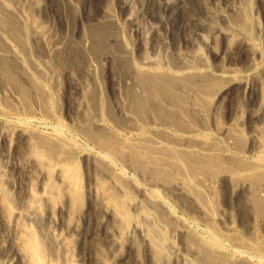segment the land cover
Masks as SVG:
<instances>
[{"label":"bare ground","instance_id":"bare-ground-1","mask_svg":"<svg viewBox=\"0 0 264 264\" xmlns=\"http://www.w3.org/2000/svg\"><path fill=\"white\" fill-rule=\"evenodd\" d=\"M105 1L103 14L97 22L95 21L98 24L85 28L84 23L81 30L76 26V22L83 20L82 12L71 0L58 1L65 6L64 8L69 6L73 9L75 20L71 34L80 37L81 40L85 38L80 44L70 39H66L67 42L62 40L55 43L52 32L44 29L46 26L43 27L39 19H36L35 11L46 12L47 8L44 7L42 10L43 6L35 0H26L28 15L24 13L20 15L22 11L13 9L14 4L12 6L8 0H0V115H13L23 119H31L38 114L51 117L58 105L56 103L59 99V79L61 74L67 71L64 69L65 66L71 65L67 68L69 73L78 70V62L73 63L79 58L75 51L87 52L90 48L105 50L116 43L113 28L116 30L119 27L115 13L109 9L115 0ZM150 1L157 5L156 9L161 19L166 17L175 27L182 26L185 30L193 31L194 41L204 36L203 33L208 28L217 27L215 34L220 36H230L234 31L228 29L232 33L226 32L221 26H216L221 14L218 15L216 9L210 10L205 0H201L203 7L199 6L200 12H205L203 20L198 18L201 17L198 12H196L198 17L191 15L187 18V6L181 0ZM237 1L239 3L238 9L236 8L237 14L234 11L236 15L234 14L232 21L231 17L229 18L231 25L232 23L235 25V31L242 36L241 46H244L240 52L247 54L249 70H253L251 73L254 77L256 74L259 75L260 69L263 70L262 73L264 72V63L257 61L259 57L264 56V49H259L251 27V19L254 20L251 18L254 0ZM119 2L122 7L132 9L137 0ZM151 6L153 7V4ZM150 12L154 14L153 10H149L148 14ZM64 16H59V19L63 21L62 17L64 19L67 17ZM181 16L187 18L182 22L184 25L179 23ZM218 27H221V30ZM231 39L236 42L233 37ZM208 45L210 46L209 42ZM236 45L235 43L231 48ZM236 49L234 47V50ZM188 57L174 59L168 56L164 60L162 58L151 60L147 57L139 64H131L128 71L126 70V75L113 85L112 94L109 91L110 84L102 83L99 81L100 78H94L89 70L94 81L88 84L87 88L78 89L81 91L76 98L77 107L75 112L72 110L71 113V115L74 113L75 124L69 128L71 132H75V139L83 138L92 145L91 148L98 152L96 155L80 152L77 141L66 138L59 130L49 136H41V133L38 135L37 132L30 131L27 125L21 124L14 127L9 125L8 130L13 131L19 141L32 143V153L34 152L41 162L43 159L47 160L46 165L55 169L66 189H71L73 185L78 189V182L81 185L80 178L79 181L75 171L72 173V169L78 167V162L83 163L89 186L88 209L85 218L83 217L86 226L92 224L90 223L92 213L98 212L102 218L101 222L108 227L110 221L119 219L118 217L116 220V216L120 212L117 213V209L114 208L121 205L120 210L127 211L125 206L130 201L129 194H132V197L134 195L126 209L129 206L136 219L126 231L131 239L136 238L141 244L139 246L142 247L140 251L142 258L134 255L141 259L139 264H264V131L257 127L264 120L262 73L261 79L255 77L258 81L255 87H252L248 85V80L245 82L240 79L242 77L225 75L227 73L224 71V74L222 70L214 72L209 66L197 64ZM62 64L66 65L61 70ZM74 64L77 65L76 70ZM240 93L245 98L248 97L250 104L259 110L255 109L246 121H242L247 122L251 128L252 134L248 135L239 125V121L243 120L244 110L233 112L234 115L227 113L222 115L219 112L224 98L230 96L232 98ZM225 119H229L228 122ZM45 170L47 171L45 177L42 175L43 185H52L53 171L49 174L50 171L47 168ZM1 175L0 189L3 190L5 181ZM76 190H71V195H76ZM61 194L64 195L62 192ZM6 196L12 204L14 201L7 192ZM32 201L34 203L35 199ZM33 203L21 204L23 208H20L22 212H19V215L21 213L20 216L26 220L35 219L36 223L39 208L33 210ZM237 203L243 207L236 208ZM221 204L226 205V208L223 207L225 210L220 208ZM176 208L187 214L192 223L187 218L179 217ZM128 214L124 212L123 216L127 225L130 222ZM120 215L121 213L118 216ZM124 220L121 222L126 225ZM36 225H39L41 236L42 227L40 223ZM118 227L122 230L121 225ZM199 227L201 231L198 230ZM114 228L110 229L109 233L112 250L116 245H122L123 248L126 242L120 239V229L118 236ZM88 230L82 225L72 227V232L78 235L81 245L92 241L97 235ZM31 233L29 235L31 246L35 250L30 249L36 252L33 255L36 254L35 256L41 260L44 249L48 247L44 248L46 244L44 238L37 239ZM120 240L122 244L119 243ZM166 251L170 252L168 263ZM128 254L130 255V251ZM36 257H31L32 263L34 261L32 258ZM121 257L122 255L119 256ZM135 259L134 262H137ZM35 261L34 264L40 263L38 260L39 263ZM126 262H129V259ZM124 263L125 259L121 264Z\"/></svg>","mask_w":264,"mask_h":264},{"label":"rangeland","instance_id":"rangeland-1","mask_svg":"<svg viewBox=\"0 0 264 264\" xmlns=\"http://www.w3.org/2000/svg\"><path fill=\"white\" fill-rule=\"evenodd\" d=\"M8 1L10 2V4H12V6L14 4V8L12 7L13 9H15L16 11L19 10L20 12L22 11V13H19L20 15H22L23 13L28 15L29 13L27 10L28 3L26 2V0H8ZM35 1L38 2L39 5L43 6L42 10L45 9L44 7H46L47 9L49 8L48 11L49 13L47 12L46 9V12L45 10L35 11L36 12L35 14H36V19H39L38 21L43 25V27L46 26V28L44 29L52 32L51 34H53L54 37L53 40L55 39L54 41L55 43L56 41L60 42L62 40L67 42L68 39H70L71 41L72 40L76 41L77 43H80V41L81 42L84 41L85 38L81 40L80 37L78 36L75 37L71 34V31L74 29V20H75V17L73 16L74 11L73 9H71V7L67 6V8H64L65 6H63L61 2H58L60 0L57 1L35 0ZM71 1L73 2V4L77 6L78 10L82 12L81 15L84 21L82 20L80 22L79 21L76 22L77 23L76 26L78 27V29L81 30L84 23H85L84 27L86 26L85 28H87L90 25L95 26L98 24L96 23L97 19L100 17L101 14H103V10L106 6L105 0H71ZM138 1H140V3ZM170 1L177 2L178 0H170ZM181 1H183L185 6H187V11H188L187 13L188 15L186 16L187 18L191 17V15H195V16L197 15L198 17V14L200 13L201 17L199 16L198 18L203 20L202 17L204 16L205 12H203L204 14L201 13L202 12V11L200 12L201 7L199 6L203 7L204 4L202 3V1L204 0L202 1L200 0V2H198L197 0H193V1L181 0ZM188 1L191 2V4ZM194 1H196L197 3ZM204 2L207 3L208 7H210V10L216 9L215 11L219 12L218 15L221 14L218 18L219 21L218 20L216 21V26H221L223 28L222 30L226 32L232 33L228 29L230 30L233 29L235 31L234 29L235 25H233V23L231 25V21L234 18L235 12L237 14V9L239 7L238 1L235 2V0H205ZM256 2L255 0L252 2L253 11L251 15L253 17L251 18H253L254 20L251 19V25H252L251 27L253 34L255 33L254 35L256 37L257 45L259 49L263 50L264 49V1L262 2L258 1L257 3ZM152 4L153 7L151 6ZM154 4L155 3H152V1L150 0H137V2H135L134 5L135 7L134 8L132 7V9L122 7L119 0L118 1L115 0L110 4L111 8L109 7V9H111L110 10L111 12L115 13L113 14L116 17L117 24L119 27V29H116L117 31L115 30V28H113V36L116 43L113 44L111 48L108 46L109 48L105 50L99 49L98 51L95 49L91 50L90 48L89 50L90 52L88 50L87 52L85 50H80L78 51V53L77 51H75L77 56H79V58L76 59V61L73 63L76 64L78 62L79 64L77 63L78 66L75 64L73 65V67L75 66L74 70H76L78 67V70H76L75 72L73 71L74 74L73 72L72 73L67 72L68 71L67 68H70L71 65H68L69 66L68 67L65 66L66 65L65 64L64 66L66 68H64L63 64L61 65L60 69L62 70L64 68L67 71L63 70L64 72L63 74H61V77L59 79L60 81L58 87L59 99H58V103H56V105L57 104L58 105L53 110V113L54 111H56L55 114L52 113L50 118L48 115H47L48 117H46L45 114L42 115L38 114L36 117H33L31 119L30 118L23 119L21 117H17L13 115L11 116L7 114L0 115V173L3 176L1 174L0 175L2 176V179L5 181L4 183L5 186L3 190L0 189V264L1 263L2 264H34L35 259L40 261L39 263L36 260L39 264H121V262H123L124 259H125L124 264H139V261L141 259H137V258L139 256H140L139 258H142V252H140L142 251V247L139 246L141 245L140 242H138L136 238L131 239L129 234H127L128 226L130 227L132 224H134V221L136 219L132 211L129 209V206L126 209L127 205H129L128 202L132 201L134 195L132 197V194H129L130 201H128L126 203L127 205L125 206V210L127 211L120 210L121 205L116 206V208H114V210L117 209L116 212L117 213L120 212L121 213L120 216H122V217L118 216L120 213L118 215L116 214L117 215L116 220L119 217V219L123 221L125 219V217L123 218V216H125L124 212L129 213L128 218L130 219L129 220L130 222L127 221L129 225H127L125 220L124 222L126 225H124V223L118 219L121 223L118 220H117L118 224H116L117 221L115 220L112 222L110 221V224L107 227L104 223L101 222L102 218L100 214L98 212H95L92 213L93 215L91 214L92 218L90 220V223L92 224H90L89 227L86 226L84 218L89 203L88 202L89 186H88V175H86L87 173L84 170L83 163L78 162V167L76 169H72V173L75 171L76 173L75 176L77 177V179L80 178L81 185L79 184L78 182L79 179H78L77 180L78 186L75 185L78 187V189L75 188L74 185L71 189H66L63 186V182L61 183L62 178L59 175H57L55 169L51 166L54 169L53 171L51 167L48 168V165H46L47 160L41 159L42 160L41 162L39 160L40 158L38 159L37 156L34 154V152L32 153L31 150L32 143L30 142L31 143L30 144L29 142L26 141H21V140L19 141V138L13 133V131L8 130L9 125L10 127L18 126L20 124L25 126L27 125V128H29L30 131L34 133L37 132L36 134L38 135H40L41 133L42 134L41 136H46V135L49 136L51 134H54L56 130H59L62 131V133L66 136V138L75 139L76 136L74 135L75 132L74 131L71 132L69 128V126L72 127L75 124L74 113L72 115L71 113L72 110L73 112H75V108L77 107L75 106V104H77L75 102L78 94L80 95V91H81L78 89L87 88L88 84H92L91 82L94 81L93 76L89 74V70L90 73L94 75V78L96 79L100 78L99 81H101L102 83L108 82L110 84L111 88L109 87V91L110 94H112L111 90H113L114 87L113 85L116 84L117 80H119L120 78L122 79L126 75L127 73L126 70L128 69L129 65L139 64L142 61L146 60L147 57H149L151 60L153 59L159 60L161 58L162 60H164L168 56L169 58H174V59L179 57L185 58L189 56L188 58L190 60L194 61L197 64H205L209 66V68L214 72L218 73L219 70L220 71L222 70L221 72H223L224 74L225 72L227 73L225 75L231 77L235 76L237 78L242 77L240 79H243L245 82H247L248 80L247 82L248 85L252 87L253 86L255 87L256 82L262 77H263L262 80H264V72L262 73L263 70L260 68L259 69L261 70V72L260 73L256 72L259 73V75L256 74V76L254 75V77H252L253 73L251 72L253 70L252 71L249 70L250 65L248 63V56L245 52H240L242 50L241 48H243L244 45L241 46L242 44L240 37L242 36L241 34H238L239 32L238 33L236 32L237 30L235 32L232 30L233 31L232 35L230 36L227 35L229 39L233 37L236 42H234L233 39H231L233 41L229 40L227 36H220L218 34H215V30L217 29V27H214L213 29L210 28L211 30L208 28L210 32L212 31L211 33H209L208 30L206 32L204 31L203 33L204 36L198 37L196 38L197 40L199 38L201 39H199L198 41H196L195 39L194 41L193 31L185 30L182 26L175 27L173 22L169 21L168 18L166 17L161 19V17H159L158 15L159 11L156 9L157 5L155 4L154 6ZM229 4L233 7L231 8ZM149 10L150 11L153 10L154 14H151V12L150 14H148ZM196 12H198V14ZM39 13H41L40 16ZM64 14L67 17H65ZM145 14H147L148 16L147 15L145 16ZM61 15L65 17V19L62 17L63 21L59 19V16L61 17ZM157 16L159 18H157ZM223 17L224 18L226 17L225 20L221 19ZM229 17H231V21ZM187 18L184 19L181 16V19L179 18V23L184 25V23L182 22ZM226 19L227 20L229 19V21H227ZM173 27L176 29H174ZM221 27H218V29L220 28L221 30ZM214 35L216 36L218 35L217 36L218 38H216V36ZM207 36L209 40H207L208 39ZM189 39L190 40L192 39L193 42L188 43V41H190ZM207 41L210 43V46L208 45ZM237 41L239 43H237ZM228 43L230 44L233 43V45L236 43L237 45L234 47L235 49L238 47V49L234 50V47L231 48L233 45H230ZM230 48L231 50L232 49L234 50V51L232 50L233 53L231 52ZM237 50L238 52H236ZM93 51L95 52V54ZM257 61L258 62L262 61L263 64L264 56L262 58L259 57ZM261 73H262V77H261ZM249 74H251L250 75L251 77L249 76ZM69 75L71 78L69 77ZM255 77L256 78L258 77L257 78L258 80H256ZM99 91H104V90L99 89ZM222 103H223L221 105L222 107L219 109V112L222 115H225V113L233 114V112L244 110L242 112L243 120L239 121L240 122L239 125L243 129V131H245L244 133L246 135L250 134L251 128L249 127L247 122L244 123L242 121L244 120L246 121V119L250 116V114H253V111H255V109L256 111H259L257 109L258 107H254L252 104H250L248 97L245 98L242 93H240L238 96L234 95L232 98L231 96L229 98L226 97L222 100ZM237 103L239 104L238 106H240L241 108L237 106ZM228 120L225 119L226 122H228ZM62 126L64 128H62ZM257 127L264 131V120L262 123H259ZM75 140L78 143L77 148L78 150L80 148L79 150L80 152L88 153L92 155L98 154L97 150L91 148L92 145H90L83 138L78 139L76 137ZM46 168L47 170L50 171L49 174L53 171L54 177H51V183L52 185H54L55 188L52 187L51 184L47 185L45 183L46 185L45 186L43 185L44 183L42 181V175H44L45 177L46 175L45 173L47 172L45 170ZM45 182H47V180H45ZM79 188L82 190H79ZM74 189L75 190L77 189L76 195L74 194L71 195L72 194L71 190L75 191ZM78 190L79 193L77 194ZM6 192L9 194V197L14 201L12 202V204L9 199L7 200L8 196H6ZM61 192L64 195H62ZM73 196L76 197L74 198ZM33 198L35 199L34 203L32 201ZM27 201L34 204L33 210H38L39 208L37 214L39 215V217L37 219L38 222L36 223H35V219L26 220L25 218L20 216L21 213L19 215V212H22L20 208H23L21 204L27 205L26 204L28 203ZM238 204L239 203H237L236 208L237 206L238 208L239 206H241ZM223 207L226 208V205L221 204L220 208H222V210H225ZM241 207H243V205ZM176 212L179 217L187 218V220H189L190 223H192V220L190 219L189 216H187V214L182 213L178 208H176ZM37 223L38 224L40 223V226L42 227L40 229L42 230L43 233L41 236H40L41 233L38 230L39 225H36ZM81 225L87 227L90 233L94 235L95 233L97 234L92 241H89L85 244L82 243V245L78 241L79 239L78 235L72 232L73 226L80 227ZM101 225L104 226V229L103 226L101 227ZM118 225H121V227L124 225L122 227L123 231L121 230V228L118 227ZM112 228L117 230V234L119 233V229H120L119 234L121 236L119 234L118 236H120V239L123 242H125L126 240L125 244L123 245V248H121L122 246L121 244L123 242L120 240L121 242L119 241V243L121 244L118 243V245L121 246L116 245L114 246L115 248L113 247L112 250V245L110 244L111 241L109 242V236H110L109 233H110V229ZM198 230L201 231L200 227ZM30 233L31 235L33 234L34 237L36 236L35 238L37 237L44 238V243H46L44 248L48 247L44 249L45 250L44 256L41 260L35 256L36 254L33 255V253L36 252H32V250L34 251L35 249H33L32 248L33 246H31L32 242L29 236ZM128 237H130L131 240H129ZM168 240H170V237ZM131 245L132 246L137 245L138 247L133 246L134 249H132ZM28 248L29 249L31 248L32 250L30 249L31 251L28 252L29 250ZM116 248H120V249H116ZM131 249L135 250L137 253L135 251H132ZM129 251H130V255L128 254ZM165 254H166L165 255L166 259L169 258L170 252L168 253L166 251ZM120 255H122V257L124 258L122 257L119 258ZM31 257L33 258L36 257L35 259L32 258V260H34L33 263L31 261ZM134 257H136L137 260ZM127 259H129V262H126ZM134 259L137 262H134ZM168 260L169 259L166 260L167 261L166 263H168Z\"/></svg>","mask_w":264,"mask_h":264}]
</instances>
